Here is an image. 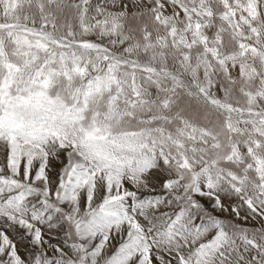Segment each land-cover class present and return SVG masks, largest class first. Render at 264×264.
<instances>
[{"label": "snow or ice", "instance_id": "6c2138e0", "mask_svg": "<svg viewBox=\"0 0 264 264\" xmlns=\"http://www.w3.org/2000/svg\"><path fill=\"white\" fill-rule=\"evenodd\" d=\"M0 157V264H264V0H0Z\"/></svg>", "mask_w": 264, "mask_h": 264}, {"label": "rangeland", "instance_id": "374dc122", "mask_svg": "<svg viewBox=\"0 0 264 264\" xmlns=\"http://www.w3.org/2000/svg\"><path fill=\"white\" fill-rule=\"evenodd\" d=\"M225 41H227V37H225ZM169 66L171 67V62H169ZM237 98L241 99L242 101V97H239V94H237ZM222 121V118H219ZM217 117L213 114L212 118H211V122H209L208 120H204V119H197L195 122L200 124L201 126L204 127H213L215 126ZM0 159H2V157H0ZM55 167H54V171H58L59 170V162H53ZM201 203L206 206L207 208H209L210 211H212L211 209V202L208 200V198L206 197H200L199 198ZM235 202L234 198L232 199H226L225 200V204H231ZM215 215L222 217L226 224H228L229 226L233 225V224H238L243 228H247L249 231H253L255 229H259L264 227V221H261L259 218H252L251 216H249V218L247 220L244 219V215L245 212L242 210L241 214H240V218L237 219L235 216L230 215L229 213L225 212V213H220L218 210H216L214 212ZM21 252L23 254V248L21 249Z\"/></svg>", "mask_w": 264, "mask_h": 264}]
</instances>
